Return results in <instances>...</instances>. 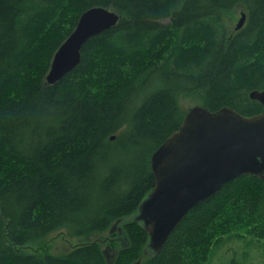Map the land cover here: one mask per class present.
<instances>
[{"label":"trees","instance_id":"trees-1","mask_svg":"<svg viewBox=\"0 0 264 264\" xmlns=\"http://www.w3.org/2000/svg\"><path fill=\"white\" fill-rule=\"evenodd\" d=\"M93 7L118 23L47 84ZM236 8L247 19L230 32ZM253 90L264 91V0H0V264H108L99 242L66 256L24 250L58 229L86 236L119 220L113 264H206L244 227L264 241V180L251 175L191 209L158 255L144 256L149 236L131 218L155 187L152 154L187 113L180 97L254 116L264 105Z\"/></svg>","mask_w":264,"mask_h":264},{"label":"water","instance_id":"water-1","mask_svg":"<svg viewBox=\"0 0 264 264\" xmlns=\"http://www.w3.org/2000/svg\"><path fill=\"white\" fill-rule=\"evenodd\" d=\"M119 19L116 11L105 7L85 11L55 53L47 84H55L73 71L81 62L84 44L114 27ZM246 19L242 12L235 30ZM249 96L264 105V91L253 90ZM151 166L155 187L131 217L149 236L144 256L158 255L190 210L226 183L244 175L264 180V113L244 116L231 107L212 112L196 105L187 111L180 128L154 151ZM119 223L112 226V232ZM109 251L104 250L103 255L113 264L119 250L111 256ZM142 259L133 264H142Z\"/></svg>","mask_w":264,"mask_h":264},{"label":"rangeland","instance_id":"rangeland-1","mask_svg":"<svg viewBox=\"0 0 264 264\" xmlns=\"http://www.w3.org/2000/svg\"><path fill=\"white\" fill-rule=\"evenodd\" d=\"M242 12L244 11L236 8L235 11L227 15L230 32L235 31ZM159 86L160 82H157L156 87ZM179 104L187 112L196 105H202V101L198 94H187L180 97ZM110 231L93 232L86 236H77L71 230L62 228L50 233L38 242L26 245V250L24 251L39 255L49 253L53 256H66L83 243L99 242L98 244L101 245L102 251L110 248L109 255L111 256L116 247L113 245L114 242H112ZM248 231L250 230L244 227L229 234L225 238L224 244L213 250L206 264H264V241L253 238Z\"/></svg>","mask_w":264,"mask_h":264}]
</instances>
